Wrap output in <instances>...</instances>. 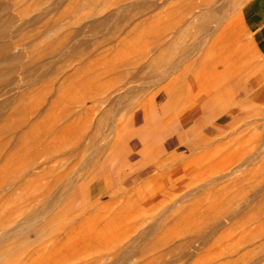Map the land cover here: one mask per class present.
Wrapping results in <instances>:
<instances>
[{"label": "rangeland", "instance_id": "1", "mask_svg": "<svg viewBox=\"0 0 264 264\" xmlns=\"http://www.w3.org/2000/svg\"><path fill=\"white\" fill-rule=\"evenodd\" d=\"M4 1L3 55L51 63L24 84L3 56L0 264H264V54L243 21L264 0ZM168 132L146 187L128 165L86 202L97 167Z\"/></svg>", "mask_w": 264, "mask_h": 264}, {"label": "crops", "instance_id": "2", "mask_svg": "<svg viewBox=\"0 0 264 264\" xmlns=\"http://www.w3.org/2000/svg\"><path fill=\"white\" fill-rule=\"evenodd\" d=\"M243 21H244L245 27L248 29V32L250 34V40H251V44H252L253 48L255 49L256 52L264 54V17L261 16L258 12H256L255 10H253L251 8V11L249 12L248 16H245ZM253 75L258 76V73L256 72ZM252 76H250L249 78L251 79ZM201 89H203V86L201 87ZM165 101H167L166 98H165ZM212 104H213V102L211 100H209L207 102L205 101L199 107H196L195 109L183 111V112L186 113V116H187L186 118H188L190 116H194L195 113H198V111H197L198 108H200L202 111H204L206 109V107L208 108L209 105H212ZM233 110L234 109L231 108V110L228 112V115L231 118H233V115H235V112H233ZM141 112H142V114H144V116L147 119L148 118L147 108H143ZM138 113H139L138 109L133 111V114H135V119L139 118L140 113L139 114ZM168 116H170V115L167 114V112H166V115L162 116V118L160 119V121L157 123L156 126H158V124L161 122L162 123L165 122L164 126L169 125L172 121V119H171L172 116H170V118L167 119ZM231 121H232V119H231ZM146 123H147V121H146ZM146 123L143 125H138V126L136 125V123H134V125L137 128L138 127L144 128ZM206 125H207V121L204 118H202L199 121V125L197 127L198 134L196 135V137H197L198 141H201L204 138H206V133L208 132L206 129ZM189 127L192 131L195 130V126L190 125ZM157 129H159V128H157ZM168 136H169V132L165 134L166 141L163 144L160 143L159 146H157L158 145L157 142H160L159 141V139H161L160 134L157 135V138L155 140L156 143H152L149 140L140 141L139 139H135L133 147L128 146L125 150H122L123 155H124L123 159L120 158V159H117L115 161L114 160H108V161H105L103 167H97L96 168L97 170L92 177V178H94V176H95V178L92 180V183L89 184L85 190L86 202L90 201V192H91V188L93 187L92 185L95 184L94 188H96V190H99V191H101L105 188H109V187H110L109 188V190H110L111 185H109V183L112 181V179H111L112 177L120 180L122 177H125L126 174H130L129 172L126 173L124 171L126 166H128V165H130V168H132V167L138 168L140 165H145L148 163V165H145V167L142 168V170L140 171L139 176H138V178L143 183V186L140 188L146 187L148 185V183H150L152 181L153 177L156 176L155 172H153V171L156 170L157 165L163 161L161 155L159 154L160 149L163 148V150H164V148L169 149V148L173 147V142L171 141V139ZM176 137H177L176 138L177 141H181L182 140V133H177ZM166 158L178 159L177 152L176 151L171 152L169 154V156ZM154 159H155V161L150 163V161L154 160ZM102 181H106L107 186L104 187Z\"/></svg>", "mask_w": 264, "mask_h": 264}, {"label": "bare ground", "instance_id": "3", "mask_svg": "<svg viewBox=\"0 0 264 264\" xmlns=\"http://www.w3.org/2000/svg\"><path fill=\"white\" fill-rule=\"evenodd\" d=\"M8 1V0H7ZM9 1H11V0H9ZM8 1V2H9ZM137 1V3H138V0H136ZM147 1V0H146ZM238 1V0H237ZM12 2V1H11ZM183 2V1H182ZM4 3H6V1H4ZM13 3V2H12ZM136 3V4H137ZM140 4H141V2H139ZM139 3H138V5H139ZM147 3V2H146ZM149 3H151V2H149ZM149 3H148V5H149ZM208 3V2H207ZM155 4V3H154ZM14 5V4H13ZM131 5V4H130ZM133 5V4H132ZM131 5V6H132ZM150 5H152V4H150ZM202 5H204V6H206L205 4H202ZM201 5V6H202ZM9 5L6 3V4H3V0H0V96H3V93L8 89V87L11 85V83H17V85H18V83H19V81L18 82H16V80H14L13 78H11V79H13L12 81H11V79L10 80H8L9 78L7 77L8 75H7V73H8V71L7 70H9L10 71V69L12 70V71H17L16 72V74H21L22 75V78L24 79L23 81V83L24 84H26V83H29L30 81L32 82V81H35L36 79H38V78H40V73H41V71H42V69H46L49 65H50V63H51V61H48V60H46L44 63H39V62H34V64L33 65H31V66H29L28 65V61H27V63H25V62H22V61H20L19 59H20V57H18L17 55H14V54H12V53H10L9 52V49H8V51L6 50V54L5 55H3L4 54V52H3V48L4 49H6L7 47H9V46H16V45H18L19 44V42H17L16 43V41H13V40H15V39H13L12 40V42H10V40L7 42V41H3V38L4 37H7V36H9L10 35V32L12 33L13 31V28L12 29H9V27L8 26H6V25H3V11H6L7 13H8V9H9V7H8ZM15 6H16V3H15ZM144 6V5H143ZM153 6V5H152ZM168 6V5H167ZM217 6V5H216ZM215 6V7H216ZM151 7V6H150ZM157 6H156V4H155V6H154V8H156ZM193 7V6H192ZM231 7V6H230ZM122 8V7H121ZM121 8H119V9H121ZM147 8V7H146ZM202 8H203V6H202ZM49 9V8H48ZM144 9V8H143ZM215 9V8H214ZM217 9V8H216ZM10 10V9H9ZM148 10V9H147ZM171 10V9H170ZM197 10V9H196ZM237 10V9H236ZM148 11H150V10H148ZM147 11V12H148ZM215 11V10H214ZM213 11V12H214ZM141 12V11H140ZM165 12V11H164ZM205 12V11H204ZM219 12V11H218ZM136 13H138L139 14V12L137 11V12H135V15H136ZM11 14V13H10ZM144 13L142 12V15H143ZM146 14V13H145ZM189 14V13H188ZM220 15L222 14V13H219ZM224 14V13H223ZM139 15H141V13L139 14ZM185 15V14H184ZM11 16V15H10ZM138 15H136V17H137ZM205 16V15H204ZM207 16V15H206ZM217 16V15H216ZM12 17V16H11ZM139 17V16H138ZM141 17V16H140ZM132 18H133V20H134V17L132 16ZM40 19V15H36L35 17H34V21H35V23H37V21ZM129 19V18H128ZM11 20H13V19H9V21H11ZM131 20V19H130ZM213 20V19H212ZM217 20H218V18H217ZM220 20V19H219ZM24 21V20H23ZM129 21V20H128ZM101 22H103V20L101 19V20H95V21H93L92 22V25H91V27L92 28H95V27H97ZM131 22V21H130ZM129 22V23H130ZM207 22H208V20H207ZM210 22V21H209ZM208 22V23H209ZM29 23V22H28ZM33 23V22H32ZM34 23V24H35ZM39 23V22H38ZM6 24V23H5ZM22 24V23H21ZM102 24V23H101ZM213 23L211 22V25H212ZM25 25V24H24ZM104 25V24H103ZM202 25V24H201ZM203 26H204V24H203ZM202 27V26H201ZM10 28H11V26H10ZM20 28V27H19ZM21 29V28H20ZM175 30V29H174ZM211 30H212V28H211ZM15 31V30H14ZM19 32H20V30H18ZM18 33V32H17ZM206 34V33H205ZM170 36H171V34H170ZM12 37V36H11ZM15 36H13V38H14ZM206 37V36H205ZM174 38V37H173ZM9 39H10V37H9ZM7 40H8V38H7ZM10 42V43H9ZM18 54V53H17ZM3 56H6V59H8V61H9V63L11 64V67H8V69L5 71V69H4V75H3ZM21 56V55H20ZM21 57H23V56H21ZM24 59V58H23ZM17 60L20 62V63H17ZM39 63V64H38ZM15 64V65H14ZM15 74V73H14ZM15 75L16 77H20V75ZM9 75H10V73H9ZM15 76H13V77H15ZM12 77V76H11ZM170 77V76H169ZM18 79V78H17ZM179 80V79H178ZM177 82V81H176ZM19 86V85H18ZM17 86V87H18ZM17 87H13L14 89H16ZM11 89V91H13L12 90V88H10ZM10 91V92H11ZM14 91H16V90H14ZM9 93V92H8ZM148 105H146V108H147V112H148V107H147ZM3 108V99H2V101H0V109H2ZM149 113V112H148ZM242 152V151H241ZM243 153V152H242ZM239 155V154H238ZM249 157V156H248ZM251 157V156H250ZM232 175V174H231ZM233 176V175H232ZM155 180H156V178H154ZM233 179V178H232ZM241 179V178H240ZM239 179V180H240ZM241 181V180H240ZM234 184V183H233ZM238 184V183H237ZM232 186H234V185H232ZM241 186V185H240ZM228 187V186H227ZM236 187V186H235ZM243 188V187H242ZM253 188V187H252ZM262 188V187H261ZM259 190V189H258ZM252 191H254L253 189H252ZM259 191H261V190H259ZM259 193V192H258ZM264 197V196H263ZM258 199V198H257ZM256 200V199H255ZM217 202V201H216ZM219 202H220V200H219ZM260 202V201H259ZM245 203V202H244ZM246 203H250L249 201L248 202H246ZM256 203V202H255ZM259 204H261V203H259ZM233 205V204H232ZM247 205H249V204H247ZM245 206V205H244ZM255 206V205H254ZM254 206H253V208H254ZM233 207V206H232ZM242 207V206H241ZM247 207V206H246ZM257 207V206H256ZM261 207H263V206H261ZM261 207H259V208H261ZM234 209V208H233ZM230 210V209H229ZM238 210V209H237ZM262 210H264V208L262 209ZM231 211V210H230ZM259 211H261V210H259ZM232 212V211H231ZM233 213V212H232ZM235 213V212H234ZM262 213H263V211H262ZM258 214V213H257ZM228 216V215H227ZM261 216V215H260ZM226 217V216H225ZM230 217V216H229ZM260 221V220H259ZM247 222V221H246ZM250 222V221H249ZM260 227V225H258L257 224V227ZM263 233V232H262Z\"/></svg>", "mask_w": 264, "mask_h": 264}]
</instances>
